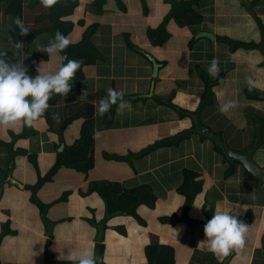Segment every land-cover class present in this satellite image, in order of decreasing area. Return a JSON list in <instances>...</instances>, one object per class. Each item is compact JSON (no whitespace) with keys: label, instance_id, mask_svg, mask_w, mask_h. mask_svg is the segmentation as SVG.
I'll list each match as a JSON object with an SVG mask.
<instances>
[{"label":"crops","instance_id":"0c3cea01","mask_svg":"<svg viewBox=\"0 0 264 264\" xmlns=\"http://www.w3.org/2000/svg\"><path fill=\"white\" fill-rule=\"evenodd\" d=\"M61 4L59 24L51 7L25 0L26 35L11 14L0 18V52L23 59L30 77L67 63L38 49L57 30L76 46L68 59L82 62L34 127L0 126V263L72 264L67 253L91 245L97 264H221L200 243L219 205L249 226L228 264H264V183L196 125L264 169V0ZM163 21L169 37L156 45L151 30ZM109 87L131 110L98 114ZM229 100L237 107L222 115Z\"/></svg>","mask_w":264,"mask_h":264},{"label":"clouds","instance_id":"9594fccd","mask_svg":"<svg viewBox=\"0 0 264 264\" xmlns=\"http://www.w3.org/2000/svg\"><path fill=\"white\" fill-rule=\"evenodd\" d=\"M56 3L57 0H41L44 7H52ZM15 23L20 28L22 35L29 32L30 26H26L19 18L15 20ZM69 44V39L57 30L54 37L49 39L48 44L38 45V49L40 52L47 53L49 57L55 58ZM23 46V43H15L16 49H21ZM5 56L6 53L0 52V126L4 127H15L20 121L29 127H34L49 108L48 101L53 94L64 97L68 95L72 89L70 81L73 80L82 63L65 56L64 59L67 60V63L60 64L54 71L45 70L40 66L37 70L38 74L32 78L27 74L28 70L24 66L23 59L13 63L8 62L4 58ZM207 71L213 78L219 75L220 68L215 58L211 61ZM246 83L250 90L260 86L251 77H246ZM106 91L107 95L99 100L97 106L100 116L110 111L113 105L117 106L118 113H123L125 109L131 110L130 102L124 99V90L109 87ZM235 107H237V101L229 100L219 102L217 110L222 115H227ZM196 207L202 208V206ZM243 208L247 209L244 206ZM232 211L223 210L217 205L214 215L204 225L206 239L200 243H203L207 250L218 259L228 257L232 250L240 249L245 244V234L248 232L249 226L239 219V211L230 214ZM67 258L72 264H97L91 245L68 252ZM104 259L107 264V257L105 256Z\"/></svg>","mask_w":264,"mask_h":264},{"label":"trees","instance_id":"16d2710c","mask_svg":"<svg viewBox=\"0 0 264 264\" xmlns=\"http://www.w3.org/2000/svg\"><path fill=\"white\" fill-rule=\"evenodd\" d=\"M40 2L41 0H35L36 2ZM64 0H57V3L52 6V13L49 17H51L56 23L62 24V14L59 9L63 4H61ZM197 0H189V1H183V2H178L177 0H173L174 2V7H179L181 5L184 6V8H187V5H191L193 3H196ZM24 9H25V0H0V18L3 12L6 14H11L14 19L16 20L19 18L24 22ZM173 15H175V9L173 11ZM171 17V15L169 16ZM169 17H166L165 20L169 19ZM258 22L260 27L262 28V33L264 36V23L260 18H258ZM18 30L20 31V28L18 27ZM167 37H169V33L166 31V21H163V23L156 29L151 30V38L154 44L160 45ZM222 40L228 42L232 47H234L236 44H240L241 42L239 41H234L228 37H222ZM244 44V43H242ZM76 46H68L64 51V55L67 56L68 58V53L67 50H70V48H75ZM261 47L264 48V38L261 43ZM67 62V60H65ZM184 136V135H183ZM184 137H180L178 140L182 139ZM264 242V241H263ZM2 264V263H0Z\"/></svg>","mask_w":264,"mask_h":264},{"label":"water","instance_id":"95a60500","mask_svg":"<svg viewBox=\"0 0 264 264\" xmlns=\"http://www.w3.org/2000/svg\"><path fill=\"white\" fill-rule=\"evenodd\" d=\"M202 34L210 36L213 38V35L209 32H203ZM152 61L154 62V75L157 76L158 70H159V64L156 62L154 58H152ZM196 125H197V132L200 134L205 135L206 137L210 138L212 141L216 143L217 146L221 147L224 150V153L227 155L228 159H231L233 161H240L243 166L246 168L248 172H250L254 177H256L259 181V183H264V169L255 164L251 160L252 155H244L237 153L233 150H231L227 144L218 136H216L214 133H212L207 127H203L201 125V122L196 118ZM234 253V250L230 252V255L225 258V260L221 264H228L232 255Z\"/></svg>","mask_w":264,"mask_h":264}]
</instances>
